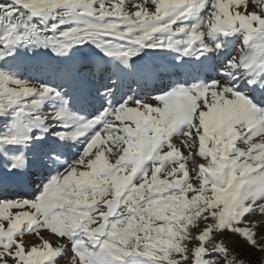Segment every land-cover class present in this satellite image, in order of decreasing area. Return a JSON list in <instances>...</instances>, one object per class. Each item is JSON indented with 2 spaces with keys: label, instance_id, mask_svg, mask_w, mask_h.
I'll use <instances>...</instances> for the list:
<instances>
[{
  "label": "rangeland",
  "instance_id": "1",
  "mask_svg": "<svg viewBox=\"0 0 264 264\" xmlns=\"http://www.w3.org/2000/svg\"><path fill=\"white\" fill-rule=\"evenodd\" d=\"M47 2L57 3L58 0ZM215 2L216 11L222 16H209L210 5L205 4L173 26L191 28L207 20L200 36L210 46L213 45L210 35L218 33L217 42L222 43V49L207 53L212 63L211 77H204L194 66V59L199 55V41L188 45L191 43L184 34L172 35L170 24H161L157 20L161 6L168 8L175 0H108L104 14L111 16L109 22L114 25L109 31L122 30L123 36L135 33V38L140 41L138 45L118 42L123 46H116L109 52L113 57L122 58L129 48L144 47L151 42L165 48L146 46L129 59L128 69H132L130 63L141 58L171 61L181 56L193 69L187 76L175 66L170 65V69L164 70L157 63L149 65L152 75L148 79L124 76L125 67L121 61L113 64L112 57L106 56L91 42L58 54L39 41L27 45L9 44L6 51L10 54L0 60V71L28 81V89L40 90L46 86L60 93L59 98L45 100L39 109L40 115L59 110L61 100L67 99L72 113L92 120L66 117L72 125L67 129L60 127L59 121L49 120L46 122L49 131L43 133V140L36 139L42 134L37 128L30 134L26 146H4L0 152V171H4L0 173L7 170L13 155L23 153L29 160L30 191H21L15 181L0 186V238L22 232L23 236L17 235L16 239H22L25 247L41 245L42 240L49 242L42 245L47 253L67 245V255L58 257V264H84L73 255L72 241L65 238L66 233L72 224L78 235L81 234L80 225H86L87 231L101 224V216L106 213L104 203L118 193L121 210L109 221L107 231L111 232L113 226L131 217L134 229L126 247L132 249L139 244L138 252L144 251L143 244L148 242L146 237H162L153 249L155 254L150 257L155 264H193L194 255L199 260L205 251L215 253L219 250L218 244L232 236L254 238L264 249V214L252 215L246 223L241 222L249 208L264 207V201L251 194L229 196L234 182L223 187L211 183L217 170L227 173L233 163L254 165V171L264 165V150L253 148L264 145V135L254 134L247 142L240 139L234 146L232 143L237 133L242 137L246 131L239 124L240 119H246L250 128H256L264 121V115L253 110L244 97L230 88L207 84L224 80L222 73L228 62L234 56H243L244 35H255L264 29V0ZM113 3L118 7H113ZM139 10L143 13H137ZM160 18L166 20L167 16ZM32 22L39 24L38 19ZM144 22L154 23L155 27L143 31ZM125 23L132 27H125ZM53 24L58 26L56 32L48 31L45 35L58 36L72 27L61 24L59 17L49 19L40 27L51 28ZM226 32L231 34L225 37ZM0 34H3L2 28ZM169 42L172 49L166 48ZM188 48L192 49L191 53L183 55ZM247 79L239 78L236 86L244 85ZM198 82L206 84L167 93L178 85L187 87ZM109 88L114 89L113 108L129 96L144 103L122 105L115 111L105 110L109 105L102 93ZM218 88L224 93L210 91ZM244 91L247 94V89ZM162 94H165L164 99H153ZM30 95L32 93L22 92L21 98ZM134 107L138 111L133 110ZM149 110H155V115L161 119L149 114ZM100 113L103 116L95 118ZM128 114L133 115L131 127L124 120ZM13 119L12 110L0 115V136L10 133ZM98 125H102L101 132L93 134ZM142 128L152 130L139 136ZM57 131H71L76 141L58 142L54 135ZM50 147L60 153L58 160L43 155ZM233 147L246 155L237 156ZM136 154L140 155V161H133ZM172 184L175 189L171 188ZM241 191L247 192V188ZM133 209L138 214L133 213ZM23 212L26 216L38 217V223L32 226L24 220L17 228L15 214L21 216ZM253 231L257 233L255 237ZM248 239L243 240L249 243ZM35 252L33 249L30 255ZM0 254L6 255L5 250L0 249ZM17 255L23 258V249ZM219 263L217 259L215 264ZM8 264H15V261L9 259Z\"/></svg>",
  "mask_w": 264,
  "mask_h": 264
},
{
  "label": "snow or ice",
  "instance_id": "2",
  "mask_svg": "<svg viewBox=\"0 0 264 264\" xmlns=\"http://www.w3.org/2000/svg\"><path fill=\"white\" fill-rule=\"evenodd\" d=\"M107 3L108 0H58L57 3H49L47 0H0V28L3 29V34H0V45H2V47H0V60H3L6 54H10L6 51L9 44L27 45L36 41L44 43L45 47H52L57 54L61 51L66 53L73 46L91 42L109 57H113L109 49H114L116 46H123L118 42L124 41L128 44L138 45L140 41L135 38V33L131 36H123L121 34L122 30H118L117 32L109 31L114 25L109 22L111 16H106L104 14ZM205 4L210 5L209 16H222L220 12L216 11L217 5L215 0H175V3L169 5L168 8L161 6L162 10L160 16L157 17V20L161 24H170L172 35L178 36L184 34L189 43L199 41L200 55L218 52L222 49V43L217 42L218 33L213 32L209 37L213 40L214 46L206 44L199 35L200 30L206 26L207 20H203L199 25L192 26L191 28L186 26H177L174 28L173 26L177 25L183 18H186L189 13L198 10L200 6ZM113 7L118 6L113 3ZM165 15L167 16L166 20L160 18ZM57 17H59L61 24H71L72 27L60 32L58 36L45 35L48 31L55 33L58 26L53 24L51 28H41L40 25L46 24L49 19L55 20ZM121 17L122 19L124 18L122 11ZM34 19H38L39 24L33 23L32 21ZM262 19H264V17H262ZM144 23L146 27L142 29L143 31L155 27L154 23ZM125 27H132V25L125 23ZM230 34L231 33L226 32L225 37ZM243 44L246 46L243 50V56L239 58L236 56L232 57L226 65L222 73L225 79L207 84H215L218 87L223 86L230 88L232 92L244 97L253 110L264 115V29L259 30L255 35L251 33L244 35ZM146 46L152 48H165L157 47L151 44V42H148L144 47L129 48L125 51V55L122 58H113L119 59L124 67L128 68L129 59L136 56ZM166 48H173L171 42H169ZM120 50L124 51V48L121 47ZM191 51L192 49L188 48L183 55H189ZM129 52L131 55L128 54ZM243 77H248L246 83L237 87L236 84L239 78ZM27 84L28 81L12 78L3 71H0V115H5L9 110H12L14 118L10 133L0 136V152L3 151L6 145L26 146L31 139L30 134L37 128L42 134L37 136L36 139L43 140V133L49 131V126L46 123L49 120L59 121L60 127L66 129L72 126L71 121L66 117L80 119L81 121L92 120L72 113L69 110V101L67 99L61 100V107L59 110L46 115H40L39 109L45 100L49 98H59L60 93L42 85L40 90L28 89L26 87ZM205 84L206 83L198 82L187 87L178 85L167 93H172L184 88L196 89ZM244 89H247V94ZM22 92L32 93V95L28 96L26 99L21 98ZM113 92L114 89L109 88L102 93L109 105L105 110L109 109L115 111L122 105L130 103L143 105L144 103V101L129 96L122 104L113 108L111 104ZM165 94L153 97V99H164ZM165 102L167 103L168 101L165 99ZM100 115L101 113L95 118H98ZM155 123L154 121L153 126H155ZM239 124L244 127L246 131L242 137L239 133L233 137V146L240 139L247 142L254 134L264 135V121H261L256 128H250L246 119H240ZM101 128L102 125H98L93 134L100 133ZM151 130L152 129L142 128L140 132H138V135L144 136L146 132H150ZM54 135L57 137L58 142L76 141L71 131H57ZM253 148L256 151H261L264 150V145L260 147L254 145ZM233 150L236 151L237 156L242 157L246 155L245 153L239 152L234 147ZM43 155L47 159L56 161L59 159L60 153L55 147H50ZM251 158V154H248V159ZM28 163L23 153L13 155L7 171L0 173V186H7L10 182L14 181L17 176V172L14 170H22L28 166ZM254 167V165L249 166L247 163L243 165L233 163L231 165V170L227 173L217 170L215 176L211 178V183H216L223 187L234 182L233 187L229 190V196L246 197L251 194L258 196L259 200L264 201V165H262L258 171H254ZM238 173H242V175ZM47 182L45 184H47ZM245 187L247 188V192H242L241 190ZM37 196H39V194L36 195L34 199H36ZM225 203H227V199H225ZM132 212L138 214L136 209H133ZM256 214H264V207L249 208L242 217L241 222L246 223L250 216ZM124 225H128L129 227L126 229ZM85 228L86 225H80L79 232L81 234L78 235L75 224H72L65 237L70 238L72 241L71 250L73 255L76 256L77 259H82L84 264H155L150 257L155 254L153 249L158 246L162 237L158 236L156 239L146 237L148 242L143 244V252L137 251V249L141 247L139 244L132 249L127 248V242L133 235L132 230L134 229L131 217L113 226L111 232L106 230V226L97 229H89L87 231H85ZM53 234L55 235V233ZM17 235L22 237L23 233H11L7 237L0 238V249L6 252V255L0 254V264H8L9 259L15 261V264H58L57 258L67 255L65 254L67 245L63 248H54L51 253H47L42 245L49 242L43 241L42 238H40L42 240L41 245L25 247L22 239H16ZM237 235H240V233H237ZM256 235L257 233L253 231L252 236L255 237ZM241 238L248 239L243 236ZM248 242L252 247H259L254 238L248 239ZM217 247L222 249V251H217L215 253L205 251L199 260H197L194 255L193 264H215L217 259H224L225 264H228L227 257L229 249L224 246L222 242L218 244ZM89 248L92 250L90 251ZM21 249H23V258L17 255ZM33 249H35L36 252L30 255ZM212 254H218V258Z\"/></svg>",
  "mask_w": 264,
  "mask_h": 264
},
{
  "label": "bare ground",
  "instance_id": "3",
  "mask_svg": "<svg viewBox=\"0 0 264 264\" xmlns=\"http://www.w3.org/2000/svg\"><path fill=\"white\" fill-rule=\"evenodd\" d=\"M195 11H198V10H195ZM137 13L139 14H142L143 13V10H139ZM200 35V33H199ZM196 41H194L193 43H195ZM192 44V43H191ZM114 57H119V56H114ZM207 54L205 55H198L196 59H194V66L196 67V69H198V71H201V73H203L204 77H211L209 74H213L211 71V67H212V63L209 61V58H207ZM121 58V57H120ZM112 63L113 64H117V63H120L119 59H116V58H113L111 59ZM148 60H151V62L149 63ZM132 62V61H131ZM154 63H157L159 65H161L163 67V69H170V65L171 66H175L177 67V69H180L182 70V73L185 74V76H187V73H193V69L189 68V62L188 60H186L184 57H178L177 59H173L171 61H167V60H164V59H159V58H156V59H151L150 57L148 58H141L139 60H137L136 62L134 63H130L131 66H132V69H128V68H123L124 70V76H127V75H131V77L135 76L136 78L138 79H148L152 74H151V71L149 70V65L150 64H154ZM133 72V73H132ZM153 80V77L150 79V81ZM210 91H213L214 93H218V94H223V89L221 88H218L217 90H210ZM218 96V95H217ZM133 110H136L138 111L137 108H133ZM135 114V113H133ZM149 114L153 115V116H156L155 115V110H149ZM157 118L161 119V117L158 115L156 116ZM125 122H127L130 127L132 126L133 124V115L131 114H128L125 118H124ZM81 135V134H80ZM128 156V154H127ZM29 162V160H28ZM29 164V163H28ZM29 166V165H28ZM28 166L22 170H14L17 172V176L15 178V182L17 183L18 185V188L21 190V191H30V187L28 186V183H29V179H28ZM16 185V187H17ZM18 189V190H19ZM35 210H38V208H36ZM31 215V214H30ZM30 215H25L24 212L23 214L20 216L19 214H15V224H16V227L19 228L21 227L22 225V222L24 220L27 221V223H29L30 225L32 226H35L37 223H38V217L35 218L34 216H30Z\"/></svg>",
  "mask_w": 264,
  "mask_h": 264
},
{
  "label": "trees",
  "instance_id": "4",
  "mask_svg": "<svg viewBox=\"0 0 264 264\" xmlns=\"http://www.w3.org/2000/svg\"><path fill=\"white\" fill-rule=\"evenodd\" d=\"M223 245L229 249L228 264H264V249L252 247L238 236L227 237ZM218 251H222L219 249ZM214 256L218 257V254ZM219 264H225L224 259H218Z\"/></svg>",
  "mask_w": 264,
  "mask_h": 264
},
{
  "label": "water",
  "instance_id": "5",
  "mask_svg": "<svg viewBox=\"0 0 264 264\" xmlns=\"http://www.w3.org/2000/svg\"><path fill=\"white\" fill-rule=\"evenodd\" d=\"M139 160H140V155L136 154L134 156L133 161L137 162ZM171 188L175 189L176 188L175 184H172ZM148 197L150 198L151 195H149ZM120 202H121V195L118 193L115 194L113 199L106 201L103 205L104 209L106 210V213L101 216L102 222H101V224H99L97 227H95L93 229H97V228L106 226V230H107L109 221L115 219L116 216L118 215L119 211L121 210Z\"/></svg>",
  "mask_w": 264,
  "mask_h": 264
}]
</instances>
